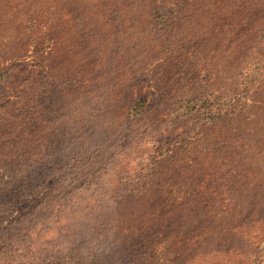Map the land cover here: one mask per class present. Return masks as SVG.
<instances>
[{
  "label": "rangeland",
  "instance_id": "obj_1",
  "mask_svg": "<svg viewBox=\"0 0 264 264\" xmlns=\"http://www.w3.org/2000/svg\"><path fill=\"white\" fill-rule=\"evenodd\" d=\"M245 235L264 264V0H0V264Z\"/></svg>",
  "mask_w": 264,
  "mask_h": 264
},
{
  "label": "trees",
  "instance_id": "obj_2",
  "mask_svg": "<svg viewBox=\"0 0 264 264\" xmlns=\"http://www.w3.org/2000/svg\"><path fill=\"white\" fill-rule=\"evenodd\" d=\"M245 236H246L245 241L247 242L246 245H248L250 247L252 245H255V252L254 253H252V249H251V251H249V255H245V253H243L242 249L241 250L236 249L234 251L221 252L218 255L207 254V257L200 260L197 264H259L260 261H257V260L261 259V258L257 254V252H258L257 248L261 249L259 246V244H260L259 242L261 240L256 238L255 242H253L255 237L249 236V235H245ZM240 240L241 239H239V241ZM242 241H244V240H242ZM132 252H133V250H132ZM149 256H153V254H151ZM147 258L148 257H145L142 259L144 261Z\"/></svg>",
  "mask_w": 264,
  "mask_h": 264
}]
</instances>
